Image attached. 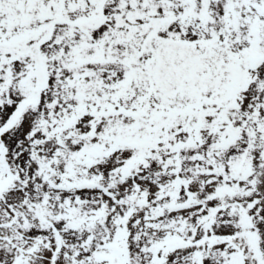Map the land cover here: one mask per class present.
I'll list each match as a JSON object with an SVG mask.
<instances>
[{
    "label": "snow or ice",
    "instance_id": "obj_1",
    "mask_svg": "<svg viewBox=\"0 0 264 264\" xmlns=\"http://www.w3.org/2000/svg\"><path fill=\"white\" fill-rule=\"evenodd\" d=\"M0 264H264V0H0Z\"/></svg>",
    "mask_w": 264,
    "mask_h": 264
}]
</instances>
